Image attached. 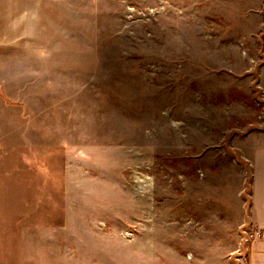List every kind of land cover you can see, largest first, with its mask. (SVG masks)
<instances>
[{
    "label": "rangeland",
    "instance_id": "374dc122",
    "mask_svg": "<svg viewBox=\"0 0 264 264\" xmlns=\"http://www.w3.org/2000/svg\"><path fill=\"white\" fill-rule=\"evenodd\" d=\"M195 12L40 2L47 58L0 74V264H240L258 45Z\"/></svg>",
    "mask_w": 264,
    "mask_h": 264
},
{
    "label": "crops",
    "instance_id": "0c3cea01",
    "mask_svg": "<svg viewBox=\"0 0 264 264\" xmlns=\"http://www.w3.org/2000/svg\"><path fill=\"white\" fill-rule=\"evenodd\" d=\"M42 1L49 0H0V74L12 73V66L43 63V59L47 58V55L43 56V46L38 41V34L43 32L42 25H34L32 21L34 11L39 8ZM172 1L180 2L186 10L199 11L192 13L193 16L218 18V21L222 22L218 27L221 26L222 29L218 28L217 31L244 33L246 36L240 39H245L244 42L249 48L252 42L258 45L259 53L254 59L256 66L253 68L251 65H246L243 71L253 69L256 71L254 75L258 85L256 91L264 103V0ZM169 2L171 3V0ZM29 34H37L36 40H30ZM241 52L246 54L242 50ZM242 59L244 58H241V61ZM252 59L251 57L250 61ZM7 66L8 69L5 68ZM0 79L3 78L0 76ZM260 118L263 120L261 119L257 124L258 129L249 130L244 135L241 149L249 164L250 178L247 192L249 205L244 222L251 231L247 252L240 256V264H264V112L262 110ZM255 231L260 235L256 236Z\"/></svg>",
    "mask_w": 264,
    "mask_h": 264
},
{
    "label": "built area",
    "instance_id": "2783aa9c",
    "mask_svg": "<svg viewBox=\"0 0 264 264\" xmlns=\"http://www.w3.org/2000/svg\"><path fill=\"white\" fill-rule=\"evenodd\" d=\"M255 235H256V236H259L260 233H259L258 231H255Z\"/></svg>",
    "mask_w": 264,
    "mask_h": 264
}]
</instances>
